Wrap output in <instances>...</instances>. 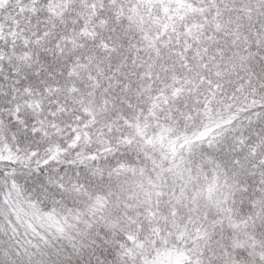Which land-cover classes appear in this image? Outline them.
<instances>
[{"label":"snow or ice","instance_id":"snow-or-ice-1","mask_svg":"<svg viewBox=\"0 0 264 264\" xmlns=\"http://www.w3.org/2000/svg\"><path fill=\"white\" fill-rule=\"evenodd\" d=\"M0 264H264V0H0Z\"/></svg>","mask_w":264,"mask_h":264}]
</instances>
